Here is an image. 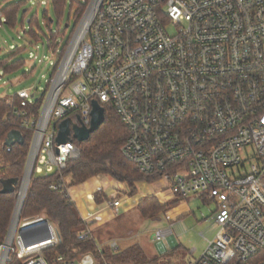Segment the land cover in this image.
<instances>
[{
	"label": "built area",
	"instance_id": "obj_1",
	"mask_svg": "<svg viewBox=\"0 0 264 264\" xmlns=\"http://www.w3.org/2000/svg\"><path fill=\"white\" fill-rule=\"evenodd\" d=\"M54 67L38 115L24 110L36 100L30 88L8 101L33 134L32 174L56 173L51 188L70 196L64 171L80 149L73 130L57 142L60 124L89 127L93 102L111 105L128 129V161L160 172L175 195L215 205L209 220L219 230L190 264H264V0H91ZM171 235L169 227L155 238ZM61 245L55 223L20 219L0 246V264H49L46 252Z\"/></svg>",
	"mask_w": 264,
	"mask_h": 264
},
{
	"label": "trees",
	"instance_id": "obj_2",
	"mask_svg": "<svg viewBox=\"0 0 264 264\" xmlns=\"http://www.w3.org/2000/svg\"><path fill=\"white\" fill-rule=\"evenodd\" d=\"M90 2L91 0H48V3L53 5L59 20L65 14L66 9H69V21L64 29L54 32L51 27L54 20L48 17L47 10H45L44 19L47 29H43L35 16L28 20L29 25L26 24L30 12L29 9L22 11L26 1L0 0V24L15 27L21 20L23 31L31 37L32 41L37 43L45 39L47 46L62 57ZM72 18L73 23L71 22ZM60 37L64 42L58 43ZM25 50L26 47H17L1 58V74L15 73L22 69L27 64V61L21 56ZM2 51L3 49L0 47V53ZM29 72H24V74L28 76ZM53 73H55V69ZM8 101L7 97L0 96V246L5 242L10 228L19 185L8 192H2V190L9 179H22L33 137L31 130L20 126L22 116L17 115L16 108L12 107ZM43 101L44 95L42 94L24 110L28 112V115H38ZM15 105L21 106L20 100L17 98ZM100 106L104 109L105 119L89 139L80 142L71 137L79 147L80 154L69 160L64 171L67 185L69 187L78 186L92 177L111 175L126 182L128 191L130 194H134L137 191L136 184L138 182L153 183L162 178L160 172L145 173L123 156L121 148L127 138L128 129L122 123L113 106L103 104ZM14 129L21 131L22 139L8 147L4 142L10 131ZM56 178V173L38 174L34 172L21 213V220L43 216L58 226L62 245L46 252L49 264H61L55 260L56 253L64 254L71 259L82 258L85 254L90 253L101 263L107 262L108 264H152L154 260H150L137 244L121 252L105 254L100 251L94 236L89 233V223L82 219L72 198L51 188ZM94 196L99 204L111 199L101 191L96 192ZM167 206V204H161L156 196H149L143 199L137 207L143 217L149 218L165 211ZM7 264L21 263L14 260Z\"/></svg>",
	"mask_w": 264,
	"mask_h": 264
},
{
	"label": "rangeland",
	"instance_id": "obj_3",
	"mask_svg": "<svg viewBox=\"0 0 264 264\" xmlns=\"http://www.w3.org/2000/svg\"><path fill=\"white\" fill-rule=\"evenodd\" d=\"M24 1L27 3L24 4L22 11L24 9L30 10L26 19L27 25H29L28 20L35 16L38 18L41 27L47 29L44 23L45 10H47L48 17L54 20L51 24L54 32L59 29L63 30L69 21L68 8L59 20L51 3L39 4L37 0ZM89 5L90 3L85 13H87ZM71 22H74L73 18ZM168 29L170 32H174L175 26L172 22L168 24ZM60 42H64L61 37L58 38V43ZM0 47L3 49L0 53V59L17 47H26L21 56L27 61V64L18 72L1 74L0 96H9L19 89L30 88L35 93L36 98L42 94L47 97L51 87L50 80L55 68L54 65H60L62 61L60 54L51 50L45 39L37 43L32 41L31 37L23 31L21 20L17 22L15 27L0 24ZM35 55H37V59L32 58ZM24 72L30 74L26 76ZM101 179L104 187L114 189V197L123 201V214L113 223L112 228H109L113 238L117 239L119 249H113L109 243L105 244L107 241H104L102 235L97 234L98 231L95 233L97 245L105 254L121 252L137 244L150 260H154L152 264H190L202 255L208 246V242L214 239L219 230V227L209 220L212 215L211 211L215 208L213 203L207 202L201 194L192 197L175 195L168 188V181L164 177L154 184L138 182L136 184L137 191L134 194H130L127 190L126 182L111 175H103ZM158 189L165 190L164 194L159 197L168 205L166 210L149 218L141 216L137 202L155 195L153 192ZM169 227L172 228L175 243L170 244L168 240H164L163 249H161L159 247L160 240L154 238V235L157 230ZM83 262L84 264H101L100 260L90 253L83 256Z\"/></svg>",
	"mask_w": 264,
	"mask_h": 264
},
{
	"label": "crops",
	"instance_id": "obj_4",
	"mask_svg": "<svg viewBox=\"0 0 264 264\" xmlns=\"http://www.w3.org/2000/svg\"><path fill=\"white\" fill-rule=\"evenodd\" d=\"M16 92H14L13 94H15ZM13 94L3 97H7L9 99ZM101 176L103 175L92 177L91 179L87 180L86 182L78 186L70 187L69 193L82 219L85 222L89 223V233H91L95 238V233L98 231L97 234L102 235L104 241L105 240L107 241V243L105 244L109 243V245H111L113 249L114 248L119 249L117 239L113 238L114 236L111 233V230L109 231V228H112L113 223H115V221L120 217V215L123 214V209H122L123 201L120 198L114 197V192H115L114 189L112 188L108 189L104 187ZM155 182H153L152 184H154ZM98 191H101L102 193H105L106 195L111 197V199L108 201L119 200L120 201L119 207L118 208L110 207L108 205V201L99 204L95 200V196H94L95 193ZM164 192L165 190L162 189H158L155 192H153V194H155L153 196H156L159 202L163 205L165 204V201L162 200L160 197L162 196V194H164ZM139 203L140 201L137 202V206ZM166 240H168L170 244L175 243L172 235L169 236ZM98 247L99 250L101 251L99 245ZM159 247L163 249V241H160Z\"/></svg>",
	"mask_w": 264,
	"mask_h": 264
},
{
	"label": "water",
	"instance_id": "obj_5",
	"mask_svg": "<svg viewBox=\"0 0 264 264\" xmlns=\"http://www.w3.org/2000/svg\"><path fill=\"white\" fill-rule=\"evenodd\" d=\"M1 74V73H0ZM105 119V114H104V109L100 106V104L97 101L93 102V110H92V120H91V124L89 127L86 126H80L77 123L72 122L71 119H65L64 121H62V123L60 124V131L57 137V142L58 143H65L69 138H70V134L71 131L73 130V137L75 139H77L78 141L82 142V141H86L89 139L90 135L103 123ZM22 139V135H21V131L14 129L12 131H10V133L8 134L4 144L8 147L13 146L17 141H20ZM32 177V168L29 169L28 167V162L25 168V172L24 175L22 177V179H9L8 182L6 183L5 187L3 188L2 192H8L13 190V188L19 184H22L23 182H25L26 180V193L21 201V204L19 206V210H17V205L15 207V211L12 217V222L10 224V229L7 235V239H9L10 237V230L12 227V224L15 221V229L18 226V223L20 222L21 219V213H22V209L24 206V201L26 198V194L28 191V187L30 184V180ZM30 228V227H27Z\"/></svg>",
	"mask_w": 264,
	"mask_h": 264
},
{
	"label": "bare ground",
	"instance_id": "obj_6",
	"mask_svg": "<svg viewBox=\"0 0 264 264\" xmlns=\"http://www.w3.org/2000/svg\"><path fill=\"white\" fill-rule=\"evenodd\" d=\"M90 15H91V11L88 13L87 17H90ZM9 240H10V237H9Z\"/></svg>",
	"mask_w": 264,
	"mask_h": 264
}]
</instances>
